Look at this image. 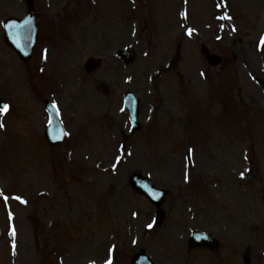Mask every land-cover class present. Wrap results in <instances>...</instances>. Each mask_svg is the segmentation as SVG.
Segmentation results:
<instances>
[{"label":"rangeland","instance_id":"1","mask_svg":"<svg viewBox=\"0 0 264 264\" xmlns=\"http://www.w3.org/2000/svg\"><path fill=\"white\" fill-rule=\"evenodd\" d=\"M217 4L35 0L38 39L23 63L1 24L25 5L0 0L10 109L0 115V264H130L140 249L154 264H220L225 252L188 251L192 230L219 237L229 264L248 249L264 264V0ZM201 44L222 64L209 67ZM97 57L101 68L86 75ZM126 91L139 99L137 132L119 111ZM44 100L67 128L53 148L41 133ZM134 171L167 194L150 230L157 210L128 185Z\"/></svg>","mask_w":264,"mask_h":264},{"label":"water","instance_id":"2","mask_svg":"<svg viewBox=\"0 0 264 264\" xmlns=\"http://www.w3.org/2000/svg\"><path fill=\"white\" fill-rule=\"evenodd\" d=\"M27 3H28V6H29V8L31 7L30 5H31V3H32V0H27ZM21 46H24V45H20V43H19V40L17 39V40H15L13 43H12V47H13V49H15L19 54H20V56H23L24 58H27L28 56H29V52H26L24 55L20 52L21 51ZM28 47H30V44L28 45ZM212 61V60H211ZM214 62V64H216L217 62H218V60H216V59H214L213 60ZM133 180L134 181H136V179H134L133 178ZM160 198L162 199V196H160ZM194 238H197V236H195V235H193V244L194 245H198V244H196L195 243V241H196V239H194ZM199 240H200V245H206L207 243H208V241L204 238V237H199ZM135 259H134V261L132 262L133 264H135Z\"/></svg>","mask_w":264,"mask_h":264},{"label":"snow or ice","instance_id":"3","mask_svg":"<svg viewBox=\"0 0 264 264\" xmlns=\"http://www.w3.org/2000/svg\"><path fill=\"white\" fill-rule=\"evenodd\" d=\"M262 47H264V38H262V44H261ZM9 109V105L7 104H0V115H3L5 114ZM3 125L0 124V127H2ZM110 264V262H109Z\"/></svg>","mask_w":264,"mask_h":264}]
</instances>
